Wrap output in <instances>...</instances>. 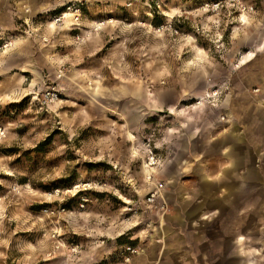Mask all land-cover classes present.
Returning a JSON list of instances; mask_svg holds the SVG:
<instances>
[{"label":"rangeland","instance_id":"obj_1","mask_svg":"<svg viewBox=\"0 0 264 264\" xmlns=\"http://www.w3.org/2000/svg\"><path fill=\"white\" fill-rule=\"evenodd\" d=\"M254 87L264 0H0V264H264V128L241 194L188 138Z\"/></svg>","mask_w":264,"mask_h":264},{"label":"crops","instance_id":"obj_2","mask_svg":"<svg viewBox=\"0 0 264 264\" xmlns=\"http://www.w3.org/2000/svg\"><path fill=\"white\" fill-rule=\"evenodd\" d=\"M239 102L233 96L231 101L226 103L225 101H221L219 104L212 105L215 108L214 114L218 113L214 120L218 129L212 133L210 129L211 120H207L208 122L203 123L202 130L199 131L196 126L190 131L188 138L192 140L194 151L199 155L202 154L204 157L208 156L210 164L215 161V158L217 159V157L227 154L226 157L229 160H226L225 157V163L221 164L223 166L221 168L224 170L227 179L235 181V193L241 194L243 190H257L259 183H263L258 170L259 165H256V163L252 164L250 168H246L245 172L243 171L245 170L244 158L247 156L251 157L254 153L252 148L247 147L249 139H253L251 134L255 131L254 128H264V109L257 107L253 103L242 104ZM260 122H262V125H259ZM184 161L185 159L181 158L180 155L174 159L177 165ZM224 197V200H231L230 195H225ZM192 212L193 210L187 211L189 215ZM175 216H178L177 213ZM160 232L159 236L163 234L164 238L166 234L165 228L162 227ZM190 262V260L186 261V259H160L159 261L156 260L154 264H189ZM232 264L239 263L234 260ZM246 264L255 263L252 260H248Z\"/></svg>","mask_w":264,"mask_h":264},{"label":"built area","instance_id":"obj_3","mask_svg":"<svg viewBox=\"0 0 264 264\" xmlns=\"http://www.w3.org/2000/svg\"><path fill=\"white\" fill-rule=\"evenodd\" d=\"M48 94H50V93H48ZM51 94H52V95H55V93H51ZM252 94H253V96L256 97L257 101H258L259 103H261V105L264 106V90H260L259 87H254V88L252 89ZM152 195H154V194H152ZM126 250H127L130 254H131V253H136V252H137V249H135V248H133V247H131V246L126 247Z\"/></svg>","mask_w":264,"mask_h":264},{"label":"bare ground","instance_id":"obj_4","mask_svg":"<svg viewBox=\"0 0 264 264\" xmlns=\"http://www.w3.org/2000/svg\"><path fill=\"white\" fill-rule=\"evenodd\" d=\"M65 14H66V13H65ZM243 58H244V56H242L240 63L242 62Z\"/></svg>","mask_w":264,"mask_h":264}]
</instances>
